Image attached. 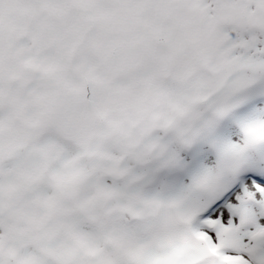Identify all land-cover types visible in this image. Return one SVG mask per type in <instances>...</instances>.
<instances>
[{
  "label": "snow or ice",
  "instance_id": "6c2138e0",
  "mask_svg": "<svg viewBox=\"0 0 264 264\" xmlns=\"http://www.w3.org/2000/svg\"><path fill=\"white\" fill-rule=\"evenodd\" d=\"M0 264H264V0H0Z\"/></svg>",
  "mask_w": 264,
  "mask_h": 264
}]
</instances>
